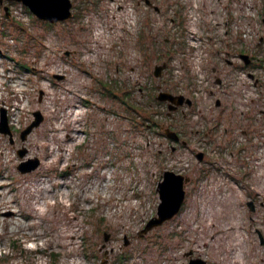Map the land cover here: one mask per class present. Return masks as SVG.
<instances>
[{"label": "rangeland", "instance_id": "rangeland-1", "mask_svg": "<svg viewBox=\"0 0 264 264\" xmlns=\"http://www.w3.org/2000/svg\"><path fill=\"white\" fill-rule=\"evenodd\" d=\"M71 2L72 16L50 23L0 0V118L3 108L12 131L0 132V264H264V70L259 86L234 66L219 68L217 86L211 71L228 18L246 31L245 53L264 57L261 0ZM99 80L142 104L138 121ZM159 90L192 105L168 114ZM36 110L42 121L22 140ZM171 126L186 144L163 133ZM209 127L203 142L196 131ZM165 169L190 176L184 202L138 235Z\"/></svg>", "mask_w": 264, "mask_h": 264}, {"label": "water", "instance_id": "water-1", "mask_svg": "<svg viewBox=\"0 0 264 264\" xmlns=\"http://www.w3.org/2000/svg\"><path fill=\"white\" fill-rule=\"evenodd\" d=\"M20 1L25 5L37 18L41 20L48 21L50 23H56L63 21L72 16V2L71 0H15ZM148 5H153L151 0H144ZM264 4V0H263ZM158 9L157 6H154ZM7 9V6L4 7ZM8 15V14H7ZM262 22L264 23V11ZM249 55L243 54L242 57L247 62V57ZM166 66V62L163 61L161 64L154 65L153 74L155 77L161 75V70ZM159 88L160 85H157ZM155 99L158 101H164L167 103V113L170 114L172 110H175L179 105L187 104L192 105V99L183 94H174L170 91L159 90L155 95ZM220 102L217 100L216 104ZM42 114L40 111H34V119L20 132L21 139H25L26 135L31 132V130L39 125L42 121ZM0 132L7 134L9 139L12 141V131L8 123V118L6 115V110L1 108V118H0ZM164 134L171 139H178L179 135L175 130L170 127H165L163 129ZM20 155L23 153L21 150L17 151ZM199 160L202 159L203 154L200 152L196 153ZM35 164L21 169L22 171L31 170L37 165ZM190 180V176H186L182 173L175 172L171 169H165L161 173V178L156 184V191L158 192L159 202L157 204L156 214L150 217L145 225L140 229L138 235L146 233L148 230L161 225L165 221L171 219L176 215L185 198V184ZM247 205L250 210L254 209V203L252 200H247ZM257 234L260 238V242H264V238L261 232L257 229ZM108 237V233H104V240ZM186 264H206V260L202 258H192L190 257Z\"/></svg>", "mask_w": 264, "mask_h": 264}, {"label": "flooded vegetation", "instance_id": "flooded-vegetation-1", "mask_svg": "<svg viewBox=\"0 0 264 264\" xmlns=\"http://www.w3.org/2000/svg\"><path fill=\"white\" fill-rule=\"evenodd\" d=\"M261 2H263V0H261ZM260 15H261L260 19H262L263 14H260ZM233 21L234 20H232L229 24H228V21H225L224 30L222 34L221 35L216 34L214 37V39L216 38L218 39L216 40V44H215L216 46L215 54L221 60L219 64H216L212 66L211 68V71L214 77V83L217 86H222L223 84V79L221 77V74L218 73L220 67H225V66L233 67L234 66L233 67L234 70L237 69L238 72H242L248 76L249 81L252 85L259 86L260 84L263 83V78L261 77L259 72L261 69L264 70V57L262 56L260 57L257 52L255 53L249 52L248 54L249 56L247 57L248 61L245 62V59L242 57V55L246 54L245 50L243 49V46L246 47V41H245L246 39L244 38V34L246 31L245 29L242 28L240 30V35L237 36L233 28L230 27L233 24ZM235 36H237V38H235ZM255 41H256L257 48L262 47V45H264V35H259ZM217 100L218 99H216L215 101ZM182 108H183V104L179 105L178 108L175 109L174 111L180 110L181 113H183ZM220 121L221 119L219 117L216 120H214V128H217L220 125ZM170 128L172 129L173 127L171 126ZM210 129H212V127L211 128L209 127L208 129L203 130V131H200V130L196 131V133L201 136V139L203 140V142H206L209 139L207 135L210 133L209 131ZM224 129H225L224 133L227 134L228 133L227 127H225ZM176 131L179 135L178 139L169 138V140L179 145L186 144L187 140L184 138L182 131L179 129ZM214 134L216 135V132ZM222 136H224V134H222ZM229 138H230L229 136H226L224 140L223 139L217 140L216 143L219 144L220 148L221 146L226 147L228 145L227 142L229 141ZM212 140L214 139L212 138ZM203 148L204 147H202V149L199 152L203 154L201 160H206L207 154H206V150ZM196 153L197 152H195V154Z\"/></svg>", "mask_w": 264, "mask_h": 264}, {"label": "trees", "instance_id": "trees-1", "mask_svg": "<svg viewBox=\"0 0 264 264\" xmlns=\"http://www.w3.org/2000/svg\"><path fill=\"white\" fill-rule=\"evenodd\" d=\"M179 13H180V11L178 10V14ZM179 16H181V15H179ZM4 17H7V12L4 15ZM161 56H162V54H157L158 58H160ZM22 67H24V65ZM106 83L99 80V84L102 86L103 93L106 95H110L111 97H113L115 99H118L120 101V103L123 104L124 108H126L127 110L130 111L132 119L138 121V117H141V115H142L140 113L143 110L142 104H138L136 102H133L130 99V93L128 91L124 92L121 96L118 95L115 91L117 88L115 89V87H113V85H111L110 87H107ZM157 102L160 103V101H157ZM152 117H153L152 114H148L147 116L143 117L142 119H144L145 121L152 122Z\"/></svg>", "mask_w": 264, "mask_h": 264}, {"label": "bare ground", "instance_id": "bare-ground-1", "mask_svg": "<svg viewBox=\"0 0 264 264\" xmlns=\"http://www.w3.org/2000/svg\"><path fill=\"white\" fill-rule=\"evenodd\" d=\"M72 233V232H71ZM69 233L68 230H65L63 233H62V238H65ZM63 243V242H62Z\"/></svg>", "mask_w": 264, "mask_h": 264}]
</instances>
